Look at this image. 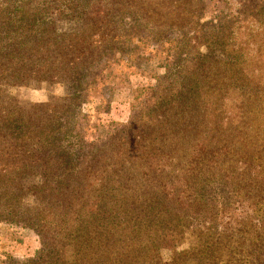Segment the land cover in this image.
<instances>
[{
    "label": "trees",
    "instance_id": "1",
    "mask_svg": "<svg viewBox=\"0 0 264 264\" xmlns=\"http://www.w3.org/2000/svg\"><path fill=\"white\" fill-rule=\"evenodd\" d=\"M209 6L0 0V221L39 244L0 264H264V0L200 23ZM155 55L128 122L87 141L75 118L95 78L110 101L108 60ZM33 83L47 95H10Z\"/></svg>",
    "mask_w": 264,
    "mask_h": 264
},
{
    "label": "rangeland",
    "instance_id": "2",
    "mask_svg": "<svg viewBox=\"0 0 264 264\" xmlns=\"http://www.w3.org/2000/svg\"><path fill=\"white\" fill-rule=\"evenodd\" d=\"M251 3L252 0H210V6L207 8V12L203 15V20L200 23L205 21H214L215 23L221 14L233 16V20L237 18L246 20ZM78 9L80 10L79 13H83L84 9L82 6H79ZM67 24L69 22L64 20L62 28L66 30ZM200 51L204 52V47ZM145 52L150 51L145 49ZM117 57L119 58V56ZM117 57L116 61L113 58L108 60V65L117 62L111 66L114 73L111 76L113 78L116 77V79L112 83L110 101L107 102L104 96V98H100L102 92L100 88L108 85V81L102 82L99 78H95L97 85H91L89 94L83 100L84 102L78 109L79 111L77 110L79 113L75 119L79 130L84 134L87 141H91L97 136H105L111 123L123 124L128 122L134 91L140 87L154 86L156 78L164 73V69L156 65L163 62V58L160 56L155 55L153 60L143 65L144 67L142 66L136 74H134L136 69L135 62H126L125 59L119 61ZM127 66L132 67L127 69L125 68ZM102 73L105 74L104 69ZM94 91L95 94L93 93ZM9 92L13 98L22 97L26 100H39L47 95L44 85L42 87L38 83H33L26 89L11 88ZM51 93L60 96L62 95V90L56 87L51 90ZM38 248V241L30 230H23L21 226L0 221V262L3 260V254L12 255L17 260L25 262L34 255Z\"/></svg>",
    "mask_w": 264,
    "mask_h": 264
}]
</instances>
